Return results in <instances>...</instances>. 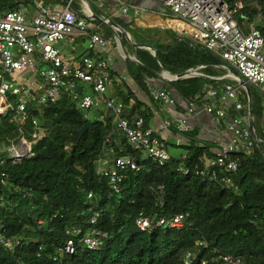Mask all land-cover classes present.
Returning a JSON list of instances; mask_svg holds the SVG:
<instances>
[{"label": "trees", "instance_id": "trees-1", "mask_svg": "<svg viewBox=\"0 0 264 264\" xmlns=\"http://www.w3.org/2000/svg\"><path fill=\"white\" fill-rule=\"evenodd\" d=\"M35 1L0 0V12L24 5L34 10ZM226 1L234 4L238 0ZM243 1L248 5L241 11L243 16L237 15L241 23L244 16L252 17L258 11L254 1L264 5V0ZM73 5L80 10L75 0ZM112 21L125 28L135 43L149 44L156 50L154 55L147 48L135 46L118 31L129 54L140 62L124 60L127 72L146 93L147 101L110 68L111 92L99 96V107L89 109L93 119L85 117L87 112L67 90L61 91L57 102L32 112L40 118L47 134L34 144L32 156L15 163L5 156L0 163V234L5 241L14 243L11 248L0 240V264H187L188 252L193 253L188 264H221L226 253L241 256L244 264H264V156L254 142L249 152L233 155L239 167L229 173L232 183L225 184L197 173L216 154L210 142L204 140L200 127L178 133L183 138L180 145L187 149L185 156H171L159 165L132 147L105 107L107 99L119 98L125 104V118L132 123L142 116L148 126L154 116L152 108L161 106L151 93L149 80L158 78L163 70L178 75L203 65L202 75L180 77L169 83L179 93L178 104L183 110L184 100L199 102V96L210 85L223 91V85L211 76L226 73L216 67L224 61L176 31L144 28L125 16ZM259 28L264 36V22ZM108 35L114 37L111 30ZM82 53L95 55L88 50ZM250 87L254 129L264 149V96L254 85ZM85 89L81 83L79 90ZM238 96L247 114L245 88L239 89ZM238 114L233 105L228 109L227 121ZM88 121L93 122V128L80 136L79 130ZM175 129L172 128L177 133ZM31 131L32 125L27 123V136L31 137ZM18 135V124L12 117L0 116V146ZM127 155L139 158L141 169L125 170L119 193L111 192V184L102 179L98 162ZM183 166L188 168L187 173ZM3 172L8 174L6 185L1 182ZM159 185L164 186L162 195ZM90 192L93 197L88 196ZM95 210H100V217L92 224L90 217ZM177 213L186 216L181 227L159 225L141 230L137 225L141 215L152 216L156 223L160 217ZM95 228L109 236L97 247L89 248L84 236ZM70 238L75 250L65 253L63 247Z\"/></svg>", "mask_w": 264, "mask_h": 264}, {"label": "built area", "instance_id": "built-area-1", "mask_svg": "<svg viewBox=\"0 0 264 264\" xmlns=\"http://www.w3.org/2000/svg\"><path fill=\"white\" fill-rule=\"evenodd\" d=\"M81 1L80 10L71 8L73 0L69 4L62 2L53 5L45 3L44 0H36L34 10L24 5L20 9L0 12V116L9 114L18 124L19 130L18 136L8 144L0 146V163L5 156L14 163L32 156L34 144L47 134L40 118L32 112L43 110L57 102L62 90H67L78 106L88 111L92 107L100 106L99 96L106 94L112 86V61L99 52L111 44V39L104 30L91 29L89 20L94 19V10L91 2ZM95 1L107 24L112 21L113 16L127 15L132 11V17L135 20L140 19L142 8L137 0ZM156 1L159 3L158 15L163 24L155 22L154 25L187 36L211 51L224 61L216 67L226 72L211 78L217 81L229 79L237 84L234 87L223 85L222 92L210 85L199 96V102L184 100V113L175 120H164L158 129L153 125L147 126L142 116L131 123L123 116L125 104L119 98L107 99L105 107L111 111L118 128L127 135L132 147L142 157H150L159 165H164L171 159L167 149L168 137L162 130L173 131L172 128H176L177 133L191 131L193 125L190 121L196 113H209L216 129L220 130L222 126L226 128L225 140L218 146L215 156L209 158L204 164L205 167L197 173L230 184L232 178L229 173L236 172L239 167V161L233 155L249 152L254 142L249 126V112L244 114L245 108L239 102L238 91L244 88L240 84L241 79L257 87L264 96V36L259 28L264 22V5L254 1L253 6L258 11L252 17L244 16V23H241L237 15L243 16L241 11L248 5L243 0L234 4L226 0ZM171 22L179 25L173 26ZM85 36L88 38L86 51H93L95 55L86 53L81 57L80 64L64 60L62 52L65 46L70 45L75 52L78 37ZM202 67L200 65L190 69L185 76L202 75ZM178 78L177 75H170L163 70L157 85L154 84L155 80H149L154 98L164 105H176L175 96L178 92L169 83ZM81 83L86 86L85 91L79 90ZM89 89L94 93L88 92ZM233 105H236L239 114L227 121L228 109ZM88 116L86 113L85 117ZM27 123L32 125L31 137L26 134ZM100 162L99 172L102 179H108L111 192L116 193L120 191L125 170L141 169L140 159L135 155L119 156L113 161L105 158ZM182 169L185 173L188 172V168L183 166ZM7 177L8 174L3 172L1 182L4 185L7 184ZM158 189L162 195L164 186L159 185ZM88 196L93 197V192ZM99 217L100 210H95L90 217L91 223L95 224ZM185 217L183 213H177L160 217L155 223L152 216L141 215L137 218V225L141 230H150L159 225L181 227ZM75 230L78 233L81 231ZM108 236L107 232L99 229H89L84 236V242L89 248H95ZM0 237L9 247L14 246L11 240L5 241L2 234ZM74 250V241L70 238L63 247V252L73 253ZM192 257L193 253L188 252L185 262L188 264ZM244 263L239 255H222L221 264Z\"/></svg>", "mask_w": 264, "mask_h": 264}, {"label": "crops", "instance_id": "crops-1", "mask_svg": "<svg viewBox=\"0 0 264 264\" xmlns=\"http://www.w3.org/2000/svg\"><path fill=\"white\" fill-rule=\"evenodd\" d=\"M137 3L142 8V11H141V14L139 17L140 19L135 20L131 15L132 12L130 14H127V15L113 16L112 19L115 17H119V16H125L126 19L127 18L134 19V21L137 25L143 26L144 28L160 27V26L154 25V24H156L155 22L163 24L161 22V20L158 21V19H160V16L158 15L159 14V10H158L159 3H158V1H156V0H149V1L137 0ZM95 11H96V14H98L100 16L102 15L101 10L95 9ZM92 20L96 21L95 19H92ZM96 22L97 23H94V25L91 26V29L99 28L98 25L103 24V23H99L98 21H96ZM106 26L109 29L101 28V30H104V32H106L107 37L109 39H111V44L105 49H100L99 52L101 53V55L104 56V58H108V57L110 58V60L112 61L111 68L114 69L115 71H117L121 78L125 79L128 83L133 85L134 89L136 90V92L138 93V96L140 98L147 101L146 93H144L143 91H141L137 87V85L134 82L133 77H131V75L127 72L126 63L124 61L126 59L125 58L126 54L124 52V48L120 45V43H118L119 41H117L118 35L116 32L113 31L116 29L113 28V30H112V28L110 26H108V25H106ZM109 30H111L114 33V37L111 35H108ZM131 38H132V36H131ZM87 41H88V38L86 36L85 37H78L76 44H77V42H79V43L86 42L87 43ZM119 45H120V50L122 49V54H123V56H121L120 58H118L119 54H118V51H116V48H119ZM68 47L71 49L70 45H66L65 48L63 49L62 54H64V50ZM77 47H78V45H77ZM85 50H86V45L83 48V51H85ZM70 53H72V52L70 51ZM82 54H83L82 52L79 53L78 55L74 56V58L71 59L70 61H72L74 63H78V61H81ZM132 56H135V55L132 54ZM125 71H126V73H125ZM160 74L158 75V77L160 76ZM156 79H154L155 85H157L158 81H159L158 78H156ZM227 81H229L230 83H227ZM217 83H220L222 85H230L232 87H234V85H235V84H233V80H229V79L217 81ZM108 92H111V86L109 87ZM175 97H176L177 103L174 106L173 105H167V104L164 105L163 103H161L157 100L158 104L161 106L157 110H154L152 108V110L154 112V116L150 122V125H153L154 127H156L158 129L160 126H162L164 120H166V119L167 120H172V119L175 120V119L179 118L184 113L185 108H183V110H180V108H179V107H181L180 104H178L179 100H181L179 93H176ZM148 102H149V100H148ZM177 104L179 105L178 108H177ZM190 123L193 125V127H200V129L203 132L202 135H203L204 140L210 142V145H212V147L214 148L215 151L218 149V146L220 145V143L225 140L224 134L226 133V130H225L226 128L222 126V129H220V130L216 129L214 127V121L212 119V115H210L209 113H206V112L196 113V115L191 119ZM170 131L171 130H169V129L162 130V132H164V134H166V135H168L167 133Z\"/></svg>", "mask_w": 264, "mask_h": 264}, {"label": "water", "instance_id": "water-1", "mask_svg": "<svg viewBox=\"0 0 264 264\" xmlns=\"http://www.w3.org/2000/svg\"><path fill=\"white\" fill-rule=\"evenodd\" d=\"M62 2L64 3H67L69 4L70 3V0H62ZM71 8L75 9L73 5H71ZM93 18L98 21L99 23H103L105 25H108L110 26L112 29L113 28H117L121 33L124 34V37L132 44H134L135 46H140V47H144V48H147L149 50H151L153 52L154 55H156V50L149 44H138V43H135L133 41V39L131 38L130 34L128 33V31L123 28L121 25L119 24H116L115 22L111 21L109 24L105 23L104 19L96 14L95 12L93 13ZM115 32L117 33L118 37H119V43L120 45L124 48V52L126 54V58L129 59V60H133V61H136L137 63H140L139 60L135 57V56H132L129 54L126 46H125V42H124V39L119 36V33L117 30H115ZM167 71V70H166ZM170 75H172V73H170L169 71H167ZM185 73H181V74H178L177 76L180 78V77H184ZM240 84L245 87V90L247 92V96H248V105H249V126H250V129H251V133H252V137H253V140H254V143L255 145L257 146V148L259 149V151L262 153V155L264 156V149L261 145V142L259 140V138L257 137V134L255 132V129H254V117H253V100H252V91H251V87L249 85L248 82L244 81L243 79H241L240 81ZM93 122L92 121H88L86 122L83 127L79 130V133H80V136H82L87 130L89 129H92L93 128ZM171 132V131H170ZM89 164V163H88Z\"/></svg>", "mask_w": 264, "mask_h": 264}, {"label": "rangeland", "instance_id": "rangeland-1", "mask_svg": "<svg viewBox=\"0 0 264 264\" xmlns=\"http://www.w3.org/2000/svg\"><path fill=\"white\" fill-rule=\"evenodd\" d=\"M77 2L78 5H81L82 6V1L81 0H75ZM89 2H91V5L93 8L95 9H100L97 7V3L95 0H88ZM133 12V11H132ZM94 23H96L95 21H93L92 19L89 20V26L91 27L92 25H94ZM157 26H160V25H157ZM101 28H104V29H108L106 25L104 24H100L99 25V29L101 30ZM163 29V28H162ZM62 43H65V41H63ZM119 43V42H118ZM77 51L74 52L72 51L69 47L66 48L64 50V54H63V58L64 60L66 61H70L71 59L74 58V56L78 55L79 53H81L83 51V48L85 47L86 45V42H83V43H79L77 42ZM132 50V49H131ZM70 51L72 53H70ZM116 51H118V58H120L121 56H123L122 54V49L120 50V45H119V48H116ZM126 58V57H125ZM127 59V58H126ZM126 73V71H125ZM160 74V73H159ZM154 81V80H153ZM88 92H91L92 94L94 93L93 91H91L90 89L88 90ZM84 110V109H83ZM85 112H87L89 114V116L87 118L89 119H93V114L92 112H90L89 110L86 111L84 110ZM248 112H249V105H248ZM168 135H166L168 138V144H167V149H168V152L171 156H180V155H183L185 156L187 154V149L183 146H181L180 144L183 143V138L181 137L180 134L178 133H175L174 131L172 132H168L167 133ZM179 144V145H178ZM101 164V162L99 161L98 162V166Z\"/></svg>", "mask_w": 264, "mask_h": 264}, {"label": "bare ground", "instance_id": "bare-ground-1", "mask_svg": "<svg viewBox=\"0 0 264 264\" xmlns=\"http://www.w3.org/2000/svg\"><path fill=\"white\" fill-rule=\"evenodd\" d=\"M161 20V19H158V21ZM161 22L163 23V21L161 20ZM171 25L173 26H178L179 24L177 22H171Z\"/></svg>", "mask_w": 264, "mask_h": 264}, {"label": "clouds", "instance_id": "clouds-1", "mask_svg": "<svg viewBox=\"0 0 264 264\" xmlns=\"http://www.w3.org/2000/svg\"><path fill=\"white\" fill-rule=\"evenodd\" d=\"M250 85V84H249ZM245 88V87H244Z\"/></svg>", "mask_w": 264, "mask_h": 264}]
</instances>
